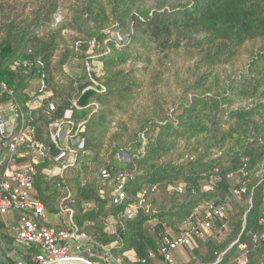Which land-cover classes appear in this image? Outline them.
<instances>
[{
    "label": "trees",
    "instance_id": "trees-1",
    "mask_svg": "<svg viewBox=\"0 0 264 264\" xmlns=\"http://www.w3.org/2000/svg\"><path fill=\"white\" fill-rule=\"evenodd\" d=\"M34 82L45 89L33 96ZM14 103L19 126L46 148L34 189L48 226L68 229L56 221L72 212L92 250L108 248L87 257L93 264H154L165 236L219 207L226 218L194 235L181 264H264L254 240L264 235V0H0V109ZM70 109L85 145L53 175L61 150L50 124ZM10 142L0 136V161ZM31 155L21 146L19 166ZM102 170L134 176L127 202L112 204ZM39 252L0 229V264H36Z\"/></svg>",
    "mask_w": 264,
    "mask_h": 264
},
{
    "label": "built area",
    "instance_id": "built-area-1",
    "mask_svg": "<svg viewBox=\"0 0 264 264\" xmlns=\"http://www.w3.org/2000/svg\"><path fill=\"white\" fill-rule=\"evenodd\" d=\"M115 40L125 42L126 38L116 33ZM2 89L4 93L13 96V92L8 91L5 85H2ZM44 89L45 84L42 82L39 91ZM43 100L44 97L37 99V102L42 104ZM55 109V104L50 103L49 110L53 112ZM72 115L73 110H67L63 120L50 124L51 139L61 150L55 159L61 168L53 170V175L74 165L77 160L76 149H82L85 145L84 139L78 137V132L73 134ZM23 116L20 105L17 103L0 109V136L11 140L8 155L5 157V159L8 157L7 166L0 177V213L17 215L18 220L10 229L12 236L18 245L39 248L40 252L34 257L36 264H67L75 261L93 264L90 259L83 256L85 252L91 253L92 251L91 239L73 224L72 212L69 213L70 227L68 229L57 231L48 226L49 217L45 206L35 198L34 189L36 166L46 157V148L43 144L30 139L27 127L19 126V120L23 119ZM25 144H28L32 150L31 159L27 164L19 166L15 155L18 149ZM241 172L243 173V170ZM100 177L102 181L112 182L109 196L113 205H121L128 201L126 187L134 180L132 174L123 171L113 174L108 170H102ZM155 189L156 187H153L140 192L137 203L126 208L125 216L128 219L135 218L139 208L145 204L149 191L153 192ZM178 190L181 192L182 188ZM245 193V183L233 191L236 198H241ZM102 194L105 193L102 192ZM217 217L226 218L224 207L210 208L204 213L202 221L198 220L194 225H187L176 236H165L158 253L161 259L157 260V256L153 253L150 254V259L154 264H176L174 257L177 251L191 247L194 235L200 236L201 230H210L213 220ZM259 239L264 241V235L254 238L255 241ZM103 250L108 252L107 247ZM142 263L146 264V261ZM18 264H25V262L19 260Z\"/></svg>",
    "mask_w": 264,
    "mask_h": 264
},
{
    "label": "rangeland",
    "instance_id": "rangeland-1",
    "mask_svg": "<svg viewBox=\"0 0 264 264\" xmlns=\"http://www.w3.org/2000/svg\"><path fill=\"white\" fill-rule=\"evenodd\" d=\"M74 70H75V66L73 65V66H70L69 68H68V73L69 74H71V75H74ZM39 89H40V85L37 83V82H34L32 85H31V93H32V95L34 96L35 95V93H36V91L38 90L39 91ZM264 174V171H261L260 172V175L262 176ZM69 218V216L68 215H65V214H63V216H62V220H57L56 222V224H62L63 222L65 223V221L67 222V224H68V219H66V218ZM17 215H12V214H7V215H3V214H1L0 213V229L1 230H3V231H5V232H8V233H10L11 235H12V231L10 230L11 229V226L12 225H15L16 224V222H17ZM48 222H51V219H50V217H49V220H48ZM186 227V226H185ZM183 228H184V226H183ZM182 228V229H183ZM109 230H112L113 229V227L112 226H109V228H108ZM181 229V230H182ZM207 234H210L209 232L207 233V232H204V235L203 236H205V235H207ZM218 234L220 235V236H223V232H218ZM223 238V237H222ZM188 249H184V250H180V251H177V253H176V255L178 254V257H174L175 258V262H176V264H181L182 262H184V261H186V260H188L189 259V253H188ZM86 253V254H85ZM84 254H83V256L84 257H88V256H96V257H98V258H100V259H104V257L106 256V254H107V252H104L103 254L102 253H99V252H97V251H95V250H92L91 251V253L90 252H85ZM106 253V254H105ZM14 254V253H13ZM13 254H11V255H13ZM14 256V255H13ZM108 260V262L110 263V264H120L118 261H113V260H111V259H107ZM67 264H70V263H67ZM94 264H96L95 262H94Z\"/></svg>",
    "mask_w": 264,
    "mask_h": 264
},
{
    "label": "water",
    "instance_id": "water-1",
    "mask_svg": "<svg viewBox=\"0 0 264 264\" xmlns=\"http://www.w3.org/2000/svg\"><path fill=\"white\" fill-rule=\"evenodd\" d=\"M5 160H6V159L4 158L2 161H0V168H1V166H2V164L4 163Z\"/></svg>",
    "mask_w": 264,
    "mask_h": 264
},
{
    "label": "crops",
    "instance_id": "crops-1",
    "mask_svg": "<svg viewBox=\"0 0 264 264\" xmlns=\"http://www.w3.org/2000/svg\"><path fill=\"white\" fill-rule=\"evenodd\" d=\"M175 256L178 257V254L177 255L175 254Z\"/></svg>",
    "mask_w": 264,
    "mask_h": 264
}]
</instances>
